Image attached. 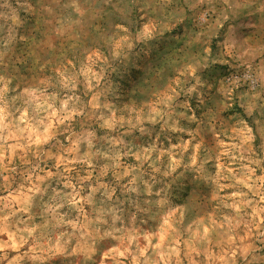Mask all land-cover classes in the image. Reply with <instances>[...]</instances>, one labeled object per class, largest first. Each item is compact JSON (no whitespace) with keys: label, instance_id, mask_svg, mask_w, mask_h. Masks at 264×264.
<instances>
[{"label":"rangeland","instance_id":"rangeland-1","mask_svg":"<svg viewBox=\"0 0 264 264\" xmlns=\"http://www.w3.org/2000/svg\"><path fill=\"white\" fill-rule=\"evenodd\" d=\"M0 264H264V0H0Z\"/></svg>","mask_w":264,"mask_h":264}]
</instances>
